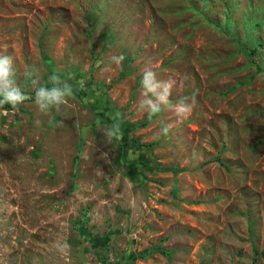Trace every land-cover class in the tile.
<instances>
[{"label":"rangeland","instance_id":"rangeland-1","mask_svg":"<svg viewBox=\"0 0 264 264\" xmlns=\"http://www.w3.org/2000/svg\"><path fill=\"white\" fill-rule=\"evenodd\" d=\"M256 44L264 0H0V54L29 97L0 106V264H253L254 248L264 254ZM146 71L159 86L147 97ZM53 75L74 95L44 115L31 81L51 88ZM145 99L160 111L132 133L143 147L127 162L104 132L147 119ZM181 102L191 111L178 116Z\"/></svg>","mask_w":264,"mask_h":264},{"label":"clouds","instance_id":"clouds-1","mask_svg":"<svg viewBox=\"0 0 264 264\" xmlns=\"http://www.w3.org/2000/svg\"><path fill=\"white\" fill-rule=\"evenodd\" d=\"M254 49V48H253ZM262 50L260 49V53ZM251 56H257L252 55ZM124 60V56L114 55L110 58V63H115L118 66L122 65ZM254 60V59H253ZM256 62V61H255ZM29 67L25 69L23 72V76L25 81L28 82V78L31 75V71L28 70ZM32 71H35V66H31ZM16 69L13 68V57L10 55L0 54V106L5 104L10 105L12 107H16L22 104L29 97L26 96L25 92L22 90L20 85L16 82ZM155 74L151 71H146L143 79L141 80V84L144 88L143 95L145 97L148 96L149 93L156 95L157 88L159 87L154 83ZM49 82L53 85V87L48 88L46 86L37 87V81L32 80L31 85L34 87V103L37 107V110L44 115H47L52 108L59 109L60 105L67 103L68 98H71L74 95L73 88L68 83H63L61 85L60 77L57 75H53L49 77ZM78 84L81 88L84 86V81H78ZM171 87V84L165 87V94L157 96L158 101L166 102V96L168 93V89ZM148 110V118L151 119L155 116L160 108L157 103L153 102L151 99H145L140 106L139 110L145 109ZM179 111L177 115H186L191 110L186 108L181 102L180 105L177 106ZM169 128L166 127L164 129L165 135L168 133ZM104 136L111 140L115 138L119 142L123 139V134L121 132L119 122L113 124L108 127L104 132Z\"/></svg>","mask_w":264,"mask_h":264},{"label":"trees","instance_id":"trees-1","mask_svg":"<svg viewBox=\"0 0 264 264\" xmlns=\"http://www.w3.org/2000/svg\"><path fill=\"white\" fill-rule=\"evenodd\" d=\"M263 47H264V45L256 44L254 46V49L251 50V54L252 55H258L260 53V48H263ZM253 62L258 67L259 72L264 71V62H263V64H259V63L255 62V60ZM85 95H87V93H85ZM152 120H153V117L151 119L147 118L143 121H140L137 123H130V124H128L129 121L127 120L126 125L129 128H124L123 125H122V127L120 126L121 132L123 134V139L119 140V141H120V146L122 147V149H126L125 152L127 151V153H128L131 150V151H134V153H136V154L138 153L137 152L138 148H142L143 146L141 144L135 145L134 141L136 140V138L132 137L131 135L133 132H135V130L146 128L152 122ZM119 124H120V122H119ZM125 159L127 160V162L131 161V159L129 158V153L127 154V156H125ZM218 161L221 163V165L223 164L221 157H218ZM131 166H134V165L131 164ZM157 251L161 252L162 254H165L164 250H162L160 247H157ZM254 252H255V257L253 259V264H259L258 259H256V258L258 255H262L263 253H260L256 248H254ZM146 256H147L146 253L142 254V258H145ZM263 256H264V254H263Z\"/></svg>","mask_w":264,"mask_h":264}]
</instances>
